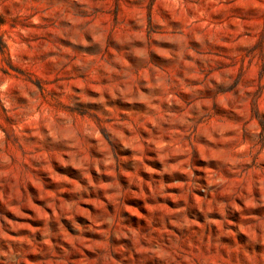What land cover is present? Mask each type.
<instances>
[{"label":"clouds","instance_id":"1","mask_svg":"<svg viewBox=\"0 0 264 264\" xmlns=\"http://www.w3.org/2000/svg\"><path fill=\"white\" fill-rule=\"evenodd\" d=\"M130 3L0 0L10 25L0 29V205L23 216L36 199L53 211L27 233L0 212V264H264V0H134L131 17ZM180 9L196 23H173ZM217 10L224 57L198 26ZM154 33L176 45L161 62L175 75L151 66ZM209 92L227 108L216 121ZM53 162L78 182L53 183ZM42 181L54 194H29ZM133 200L147 211L129 215ZM97 232L103 243L88 249Z\"/></svg>","mask_w":264,"mask_h":264},{"label":"rangeland","instance_id":"2","mask_svg":"<svg viewBox=\"0 0 264 264\" xmlns=\"http://www.w3.org/2000/svg\"><path fill=\"white\" fill-rule=\"evenodd\" d=\"M128 11H129V16H133L135 14V12L137 11V9L134 6V0H132V3H130L129 7H128ZM185 17H188V19H190V21L195 24L196 23V18L195 17H191L188 16V13L186 12V10L184 9H180V16L178 18H176L173 23H181L183 22V20L185 19ZM4 15L0 14V29H7L10 27V25L4 23ZM151 21H147L146 25H145V30L143 31H136L134 34L137 37L136 40V50L137 51H142L143 49V41L147 38V26L150 25ZM221 16H220V10H217L213 16L209 19H201L199 22V28L201 30L207 29V32L209 35H212L213 33L216 34L217 37V42L215 44V50L218 53L219 57H224L225 54L228 52L229 48H230V42L227 41L226 39L223 38V36L221 35ZM37 34H38V30ZM195 35L197 37H199L200 32H196ZM153 42L151 44V52L148 53L149 58L152 60V67L155 68L156 73L158 76L163 77L165 75H168L169 73L175 75V73L173 72L171 66L168 63H161V62H167L170 61L171 59V51L173 48L176 47L175 44H173L170 39L165 38V39H160V37L157 34H153ZM189 47L191 48L194 44L197 43V41H188L187 42ZM113 51H117V49H113ZM126 62L131 63V61H127ZM187 63V62H186ZM221 63H224L226 65H228V71H231L233 73H239L240 69H241V65L239 63L232 65L229 63V61L227 59H222ZM247 63V62H246ZM257 69L255 66H251L250 71L251 72H255ZM144 77L145 79H150L151 77V73L149 72V70L146 68L144 69ZM195 75V74H194ZM203 78V77H201ZM171 98V96L169 97ZM218 99H223L222 95L218 96ZM176 100L178 102V104H183V98L180 96L176 97ZM205 103L208 104L209 106H211L214 110H215V115L213 117V120L216 121L218 118H220L221 116H223L224 112L227 111V108L225 106H219L216 104H212V100H211V95L210 92L205 100ZM129 151H131V149H129ZM62 166L58 164V162H53V164L51 165V171L48 174L49 175V179L52 180L53 183L57 182V178L60 176H63V180L69 185H73L75 183H77L78 181L75 179V172L78 170H73L71 175L65 174L63 173L60 168ZM121 172L125 178V180L131 176V170H126L123 167L121 168ZM99 173H91L89 174V179H95V176L98 175ZM182 172H177L176 175H182ZM115 175L114 172L112 171H104L102 176L103 178L100 180V190L102 192L105 191L106 187H107V183L108 180ZM142 180H146L147 176H142L141 177ZM125 180H122L121 183L124 184ZM178 183H181V181H175L174 183H170L169 184V189H173L175 188L178 191V188L176 187V185ZM47 188V190L50 193L55 192L54 189L48 187V183L47 181H42L41 185H37L35 182L31 183L30 185H28V192L29 194L32 193H39L41 191V188ZM170 195H172V199L173 201H175L176 197L174 194H172L170 192ZM198 199L200 198L199 195L197 197ZM109 199L107 193L105 192L104 198L103 200L97 201L95 198L93 199H86L84 203H82L80 205V219L84 218V214L85 213H90L92 211V208L94 205H96L97 203H104V200ZM60 200L63 203H70L69 200V194L67 192V189H63L62 193L60 195ZM137 205V201L133 200L129 203V208H128V214L129 215H133L134 217L137 216V214H143L144 212L147 211L146 208H139L136 206ZM165 207H168V205H164ZM22 211L25 213L23 216H17L15 215L14 212L9 211L8 209H6L5 207H3L2 205H0V212H3L5 215H7L8 220L12 221L13 223H18L20 225H22L21 228V233H27L28 231H35L38 227L42 226L44 223V218H47L48 216L53 214L52 209H47L44 207V203L41 200H36L33 199L32 200V205L26 209H22ZM138 218V217H137ZM53 227H55V224H52ZM85 239L87 241H89L88 243V249H91L92 247V243H96V244H102V237L101 234L99 232L95 233L93 236H87L85 237Z\"/></svg>","mask_w":264,"mask_h":264}]
</instances>
